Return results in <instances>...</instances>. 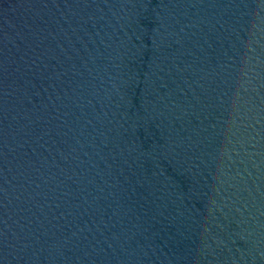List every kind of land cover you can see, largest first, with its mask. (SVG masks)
<instances>
[{
	"label": "water",
	"instance_id": "obj_1",
	"mask_svg": "<svg viewBox=\"0 0 264 264\" xmlns=\"http://www.w3.org/2000/svg\"><path fill=\"white\" fill-rule=\"evenodd\" d=\"M0 23L132 88L264 185V0H0Z\"/></svg>",
	"mask_w": 264,
	"mask_h": 264
}]
</instances>
